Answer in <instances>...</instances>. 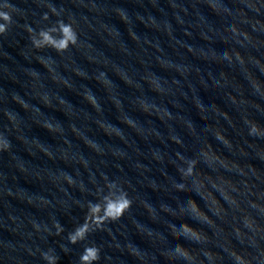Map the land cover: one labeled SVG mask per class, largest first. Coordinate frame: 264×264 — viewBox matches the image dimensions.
<instances>
[{"label": "clouds", "instance_id": "obj_1", "mask_svg": "<svg viewBox=\"0 0 264 264\" xmlns=\"http://www.w3.org/2000/svg\"><path fill=\"white\" fill-rule=\"evenodd\" d=\"M39 4H43L48 11L41 16L42 21H49L50 15L57 17L55 23L45 27L34 28L29 24L25 25V30L28 33V40L32 48L36 51L43 49H52L58 54L66 52L70 47L76 46L79 43V34L74 28V21H66L64 10L58 9L53 4L47 3L46 0H39ZM211 6V3L210 5ZM230 10V9H229ZM121 11V10H117ZM20 9L10 0H0V36L6 35L12 25L16 22L15 15L19 14ZM231 28V26H230ZM229 28V30H230ZM232 38L239 43L241 47L247 42L244 38V29L237 26V31L232 33ZM229 63H241L243 57L238 52L229 53ZM100 75H104L101 73ZM94 105L96 100L94 96L87 97ZM152 105L144 107L145 111L153 110ZM131 124L132 122L129 121ZM248 126V135L250 137L264 138V128H261L255 122L245 120ZM177 144L181 143L178 137H172ZM11 140L0 134V153H5L11 150ZM175 167L180 176V182L175 180L173 187L178 192H183L188 188V181L196 175L198 164L202 161L206 162V158L201 154L200 158L186 157L182 153L175 154ZM103 183L96 184V198L89 199L81 207L86 209L84 220L78 223L72 231L67 232L66 239L68 245H76L79 242L87 240L90 233L97 230H103L108 223L119 220L125 212H127L133 203L126 187L117 178L104 176L101 178ZM63 180L68 185H74L75 178L71 174L65 173ZM81 190H85L81 183ZM196 201L189 200L185 205V211L190 217H194L198 222L204 223L199 216L192 213V206ZM251 206V205H250ZM199 212V205H196ZM211 211V209H208ZM206 214V213H202ZM241 227L234 229L237 239L242 243L247 240L248 247H256L255 233L256 227L245 217L241 221ZM174 231L172 236L178 241L173 248H164L161 252L165 256L169 264H215L217 253L210 247H207L208 236L187 223H181L179 226L172 225ZM32 228L35 233H47L49 236H59L65 232L64 226L58 219H53L51 223H40L33 221ZM54 230V231H53ZM264 239V237H261ZM67 245L64 246L67 251ZM39 252L40 258L44 264H57L59 256L54 248L29 250L30 255H35ZM264 249H260L257 255L253 258L255 264H261L264 261ZM230 258L231 264H253V259H249L241 255L237 250L232 249L226 252ZM101 248L95 244L87 245L83 248L79 256L78 264H97L101 260Z\"/></svg>", "mask_w": 264, "mask_h": 264}]
</instances>
